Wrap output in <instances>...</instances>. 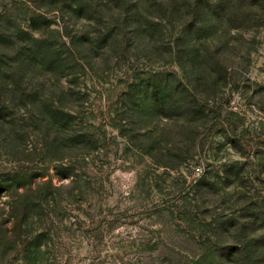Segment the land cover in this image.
<instances>
[{"label":"rangeland","instance_id":"obj_1","mask_svg":"<svg viewBox=\"0 0 264 264\" xmlns=\"http://www.w3.org/2000/svg\"><path fill=\"white\" fill-rule=\"evenodd\" d=\"M220 4L200 8L187 39L200 46L179 59L146 55L127 36L82 52L62 100L85 135L76 148L34 108L13 109L15 125L0 111V264H263L264 0H229L231 20ZM59 7L0 0V15L27 29L42 13L54 42L67 40L64 27L87 29ZM169 21L175 41L181 23Z\"/></svg>","mask_w":264,"mask_h":264},{"label":"trees","instance_id":"obj_2","mask_svg":"<svg viewBox=\"0 0 264 264\" xmlns=\"http://www.w3.org/2000/svg\"><path fill=\"white\" fill-rule=\"evenodd\" d=\"M49 1L58 3L60 5L58 10L61 12H66V14L78 19L81 17L87 20V29L83 27V30L75 31L73 25L70 26L69 30L64 27L65 34L63 33V36L67 40L59 39V41L54 42L41 31L37 22L38 18L45 17L41 15L42 13L33 12L31 24L27 29L20 26L11 13L3 12L0 15V111H4L5 117L11 119H4L2 122L5 125H15L17 123L14 122L19 121L13 109L34 108L35 118L44 124L52 125L55 130L54 136L60 135L65 139L66 145L68 144L69 147L76 145V148L82 144L84 141L82 137L85 135L81 131L76 129V132L73 129L70 120L72 118L71 110L63 104L62 100L65 95L68 97L74 95L72 88L75 86V76H72L75 75L74 69L79 66L81 58L78 56L82 52L88 54L90 51L102 49L112 44L119 45L125 42L124 36L131 37L128 39L136 41V48L145 51L146 55L152 52L158 53L167 48L168 53L174 54L175 57L180 54L184 55L187 52V45L190 46V42L195 47L200 46L201 36L196 35L187 40L189 38L188 29L200 22V20H196L200 17V8L210 0H194L193 13L190 19L188 13L191 12V5H189L188 0ZM218 1L221 3L219 9L225 15L224 17L231 20L233 16L231 15V6L228 4L229 0H215V2ZM188 7L189 12L186 11ZM106 15H109L110 19L106 18L105 21H102V17ZM169 20H180L181 23L180 34L175 41L166 40L165 37L163 24L166 21L170 23ZM65 23L67 24V22ZM41 25H44L43 22ZM195 28L196 32L200 31L199 27ZM174 43L177 47L173 46ZM79 44H83V46L78 48ZM62 79L66 80L67 85L64 87L60 84ZM177 85L182 89L180 93L187 91L185 85L179 83ZM167 88L172 89L173 93L177 92L178 89L169 85ZM173 95H177L173 97L175 103L183 101L178 93ZM181 105L183 106V104ZM8 112L10 113L7 114ZM2 117L4 116L0 115V119H3ZM69 124L72 126L71 130L68 128ZM67 132L73 135H67ZM69 136L79 139L78 141L73 139L70 141L67 139ZM261 207H264V202L263 205L258 206L259 209ZM245 247L248 248V244H245ZM258 251L264 252V244H258L254 252ZM212 258L214 260L211 261L206 258H199L193 264L218 262L216 256H212ZM255 259L264 264V259L262 260L260 255H256ZM234 261H240V258L237 257Z\"/></svg>","mask_w":264,"mask_h":264}]
</instances>
